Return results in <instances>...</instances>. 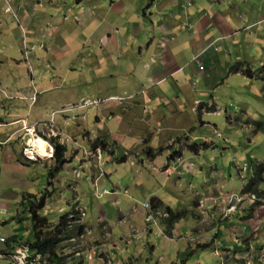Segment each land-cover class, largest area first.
Instances as JSON below:
<instances>
[{"label":"crops","instance_id":"obj_1","mask_svg":"<svg viewBox=\"0 0 264 264\" xmlns=\"http://www.w3.org/2000/svg\"><path fill=\"white\" fill-rule=\"evenodd\" d=\"M262 1L0 0V129L5 127V133L9 135L11 131L13 133L21 128V119L27 120L25 125L35 123L34 121L42 122V115L48 116L55 108L74 104L86 97L103 98L100 99L99 114H102L101 108H112L114 112L100 121L98 117L97 131L102 127L108 126L107 130L113 126L114 133L112 132L111 137L124 149L140 148L146 151L147 148H152L154 152L162 149L160 154L153 157L147 153L144 168L147 167L148 174L140 172L143 176H155L158 165L161 166L164 162L171 163L165 170L166 175L174 170L172 165L181 162L184 163L182 169L185 172L191 165L186 160L190 151L183 149L190 145L196 152L194 156H200V144L193 146L188 142L192 140L191 129L194 127H180L183 132L181 137L178 133H173L174 127L171 125L178 118H189L190 115L199 117L202 125H211L204 120L207 115L224 113L220 107L221 100L214 94L217 85L227 77L232 80L239 78V81L250 78L243 72L245 67L240 71L229 70L238 62H248L250 57L244 55L246 47L256 46L259 51L264 48ZM8 6L12 9L9 12L6 11ZM252 62L257 63L258 59L252 58ZM13 65L17 67H11ZM33 87L41 91L38 101L30 109V99L27 96L32 95ZM10 94L14 96L11 98ZM23 96L26 98H20ZM12 99L18 101H10ZM77 106L73 108L74 112L79 114L84 110L88 118V112L92 109ZM12 108H15V112ZM225 112L228 114L227 106ZM74 124L77 127L70 129L72 136L84 135L88 131L81 127L80 121ZM143 124L149 125L152 130L147 133V137L141 128ZM14 125L18 127L13 128ZM41 127L39 126V131H48ZM213 132L215 133L214 129ZM201 138L205 136H195L193 139ZM129 139L128 146L122 144L124 141L129 142ZM65 144L68 148V143ZM211 147L212 143L205 142L202 149L208 151ZM167 148L175 152L165 154L167 160L159 159ZM176 152L179 154L174 156ZM122 163L109 162L108 169H117L116 177L124 182L127 177L117 168ZM140 173H136L135 183L130 179L123 190L120 185L117 191L145 194L150 197V201L152 197H159L162 206L170 207L175 212L187 211L188 208L182 207L183 202L179 204V208L173 207L171 200L165 199V187L158 188V183L152 186V192L151 189H146L138 180ZM239 176L242 181L246 178L240 172ZM85 182L87 181H83L86 190ZM106 182L103 180L102 185L105 186ZM212 189L205 191L208 196L207 193L197 191L193 196L194 207H189L195 214L208 213L219 217L221 221L224 208L234 206L235 209L230 212L226 208V214H229L226 222L219 223L218 219H213L212 248L219 249L221 255L213 251L212 254L217 258L218 264H223L221 256L224 263L229 261L228 264H233L232 257L237 260L235 264H254V261L264 260L261 255L264 245H259L264 238L261 206L252 211L249 206L254 203L246 205L245 199L242 202L233 198L238 193L231 191L219 195L218 189H213L216 194L209 195V190ZM154 193L162 196H153ZM180 197L186 200L185 205L191 204L189 196L181 193ZM144 213L143 211L142 216ZM234 220L244 227L233 224ZM119 222L121 225L125 223L124 220ZM175 224V230H172L174 236L180 226L179 222ZM156 225L159 223L156 222ZM193 226L194 223L192 229ZM149 228L153 236H159L162 231L160 226L151 225ZM252 236L256 239L246 243ZM234 242L237 244L233 245ZM186 244L188 242L180 241L182 252L187 251ZM173 245L175 248L171 254L178 250L175 242L171 243V250ZM168 249L170 252V245ZM155 252L156 248L152 254H156ZM197 253L195 250L190 256L186 254L182 264H203L202 253L194 260L191 259ZM227 255L230 257L227 258ZM257 263L264 264V261Z\"/></svg>","mask_w":264,"mask_h":264},{"label":"rangeland","instance_id":"obj_2","mask_svg":"<svg viewBox=\"0 0 264 264\" xmlns=\"http://www.w3.org/2000/svg\"><path fill=\"white\" fill-rule=\"evenodd\" d=\"M262 2L264 6V0ZM6 11L9 12L10 10ZM263 49L260 48L259 51L256 46H253V48L246 47L244 55L250 57L247 61L251 63L248 65V62H241L244 64L242 67L251 66L258 69L264 66ZM252 58L258 59V62H252ZM77 64L80 65V62ZM11 67L17 66L13 65ZM254 78L257 79L245 78L241 81L238 80L239 78L234 80L228 79V77L222 79L225 81L217 85L214 94L221 100L220 107L223 108L224 113L210 114L204 118V120L210 122L212 127L211 125H202L199 117L195 115H190L189 118L182 116L173 121L175 124L171 125L174 127L172 131L178 133V136L181 137H183L181 135L183 132L180 127H194L191 129L193 130L192 140L188 142L193 146L199 143L198 147L201 149L198 150V154L202 152V155L194 156L195 151L190 145L183 149L190 151L186 160L189 163L188 165H191L185 169V172L182 169L184 163L181 162L172 165L174 170L166 175L165 170L171 163L164 162L161 166L158 165L155 176H150V178L143 176V173L148 174L147 167L144 168L147 158L145 149L132 150V148L124 149L119 146L118 142L111 137L113 136L112 132L114 133L113 126L107 130L108 126L99 127L100 130L97 131V122L110 117L109 115L114 112L112 108H101L102 114H99L100 99L103 98H82L80 101H75L74 104L70 103L65 107L51 110L48 116L42 115L44 118L42 122L34 121L35 123L27 124V126H31L38 123L36 125L37 132L39 126L47 129L48 131H44L47 132L45 134L42 130L38 133L49 141L54 137H58L60 143H68L65 160L62 164H58L53 158H45L35 162L25 159L22 150L26 131L23 127L26 124V119H21V128L14 125L13 128H17V130L13 133L11 131L9 135L5 133V127L1 128L0 206L8 211L4 217L5 226L2 227V232L7 236L9 235V238L16 235L17 232L21 233L19 234L20 238H18L21 239L20 242L22 243L34 238L30 206L34 205L32 203L34 200L38 203V200L44 197L45 205L39 209V213L46 215L53 224L58 223L62 216L76 208L81 209L83 212L80 219L73 223L85 225L84 234L78 236L75 230L72 233L74 237L65 239L59 244L60 262L56 264H166L167 261H169L167 264H182L183 259H186V254L190 256L195 250L198 253L191 257L192 260L202 253L203 264H218V260L213 256L212 251L219 256L221 252L217 248H212L214 238L211 229L214 225L213 219H218L219 223L228 220L229 214H226L225 210L229 207L224 208L220 217H223V219L219 221V217L208 215V213L199 212L195 214L189 206L194 207L193 196L197 191L206 194L205 191H208V188L218 189L219 195L231 191L239 194L243 182L248 183L255 174L252 166L256 167L259 163L264 162V131H256L258 123H264V72H258ZM40 91L39 88L33 87L32 95L27 96L30 99V109L38 101ZM10 96L12 98L14 95L10 94ZM96 100L99 103H95ZM10 101L16 102L18 100L12 99ZM85 101L88 103L86 109H92L88 112V118L84 110L78 115L69 110L77 105L84 104ZM226 106L228 114L225 112ZM12 110L15 112V108H12ZM34 113H36V107ZM80 118L81 120H79ZM78 121L82 123L81 127L87 128L88 131L84 135L72 136L70 129H75L77 124L74 123ZM133 126L136 127V125ZM141 128L145 131L146 137L147 133L152 131L147 124H143ZM213 129L215 133L217 132L221 136L215 134ZM200 135L205 136V138L193 139L195 136ZM98 138L101 141L103 140L104 145L99 143L100 146L94 148L92 142ZM90 140L92 141L90 142ZM130 140L129 142L124 141L122 144L128 146ZM145 141H148V139ZM51 142L53 143V141ZM205 142L213 144V147L208 151L202 149ZM176 148L178 147L176 146ZM173 152L175 151L167 148L164 150L163 155L159 156V159L164 160L165 158L167 160L165 154L171 155ZM179 152L173 155L177 156ZM109 162L112 164L124 162L117 168L120 169V173L127 177L126 181L122 182L119 177H116L115 170L117 169L112 168L109 171ZM171 162L175 164L173 159H171ZM138 171L139 173L142 172L138 175V180L143 183L146 189L149 188L152 192V186H156L158 183V188L165 187V199L171 200L173 207L179 208V204L183 202L182 207L188 208L185 211V217L178 221L180 226L177 228L178 231L175 236L172 230H175L176 224L172 229H169V233L167 231V224L169 226L167 218L170 214L165 213L167 206H162L159 197H152V201H150V197L145 194L134 195L131 191L130 193L117 191V187L120 188V185L123 190L130 179L135 183ZM239 172L243 177H246L244 181L240 178ZM85 178L90 180H85ZM81 180L87 181L85 182L86 190L85 184ZM103 180L107 181L105 186L102 185ZM216 180L218 181L216 182ZM152 181L154 182L152 183ZM116 182L118 184H115ZM213 189L209 190V195L216 194ZM261 189L264 190V182L261 184ZM179 191L191 198V204L185 205L186 200L180 197L181 193ZM28 193L34 194L35 197H30ZM154 195L159 194L154 193ZM159 196L161 197L162 194ZM256 199L251 201L247 196L245 198L246 205L254 203L249 206L252 211L261 206L260 216H264V199H259V202L255 205ZM153 201L158 205V208H154ZM146 202H151L153 206L154 220H148L146 217L149 210L147 208L145 210V207H143ZM197 203L201 204L199 200H197ZM211 208L209 207V209ZM143 211L145 213L142 216ZM210 213L214 214V212ZM120 220L125 221L124 225L120 224ZM156 222L159 225H156ZM193 223L194 228L192 229ZM233 224L239 225L240 228L244 227L235 220ZM151 225L160 226L162 231H160L159 236L154 234L156 236L154 237L150 233L149 227ZM196 225L197 227H195ZM255 239L252 236L246 243H250ZM180 241L188 242L185 245L188 248L186 252H182L183 248L179 247ZM172 242H175L178 249L173 254H171V251L174 252L175 245L171 250ZM260 242V246L264 245V238ZM13 243L8 244V248L14 247ZM235 244L237 243L234 242L233 245ZM168 245H170V252H168ZM155 248L156 254H152ZM233 255L231 254V256ZM261 255L264 258V247ZM175 257L178 259L176 260ZM229 257L230 255H227V258ZM44 260V262H47L46 258ZM222 260L223 256H221V263H229L228 260H226V263ZM232 260L233 264L237 261L235 257H232ZM257 261H254V264H258ZM0 264H9V261L7 258H0ZM31 264H41L39 257L37 262L31 261ZM47 264L51 263L48 261Z\"/></svg>","mask_w":264,"mask_h":264},{"label":"trees","instance_id":"obj_3","mask_svg":"<svg viewBox=\"0 0 264 264\" xmlns=\"http://www.w3.org/2000/svg\"><path fill=\"white\" fill-rule=\"evenodd\" d=\"M242 66H244V64L238 62L234 64L229 71H240L243 68ZM243 72L246 76L254 78L258 72H264V66L255 70H253L250 66H247L243 69ZM256 131H264V123L259 122ZM51 141H53V144L55 146V155L53 158L58 164H60L65 160L67 146L64 143H60L58 137H54ZM102 141L98 138L92 142V146L94 148H97L98 146H100L99 143H102L104 145ZM146 152L149 154V156L153 157L160 154L162 152V149L154 152V149L147 148ZM254 172V176L248 181V183H245L242 189V193L255 194L257 197L255 204H257L259 202V199H264V190L261 189V184L264 182V162L259 163L258 165H256V167L254 166ZM28 195L30 197H35V195L32 193H28ZM44 200V197L40 198L38 200V203H36V201L34 200L32 202L34 203V205L30 206L31 224L34 230V238L28 239L24 243H22L20 242L21 239H19V234H16L11 236L10 238L8 237V244L14 242V248L27 245L32 251H36L39 254H48L51 260V264H56L60 262V257L58 255L59 244L65 239L74 237L72 233H74L75 230L77 231L78 236L82 235L85 232V225H78L73 223L80 219L79 216H69V214L73 213L74 210L66 213L65 216H62L60 218V221L58 223L53 224L49 221L46 215H41L39 213V209L43 208L45 205ZM153 205L154 208H158V205H156L155 202L153 203ZM166 212L170 214V216L167 218V223H169V226L167 224V231L169 233V229H172L176 222L185 217V212H175L170 207L166 208Z\"/></svg>","mask_w":264,"mask_h":264},{"label":"built area","instance_id":"obj_4","mask_svg":"<svg viewBox=\"0 0 264 264\" xmlns=\"http://www.w3.org/2000/svg\"><path fill=\"white\" fill-rule=\"evenodd\" d=\"M6 10H12L11 7H7ZM201 67H203L201 65ZM95 103H99V101H95ZM88 103L85 101L84 104L79 105V108L86 107ZM75 108V107H73ZM69 109L70 111L74 109ZM68 110V111H69ZM36 125L27 126L24 125L23 129L26 130L24 133V141H23V156L27 161L35 162L40 161L45 158H52L55 154V146L51 143V141L47 140L43 135H40L36 130ZM43 143L46 144V151L43 149ZM45 151V154H44ZM248 196L249 200L254 201L256 199V195L253 193L250 194H238L233 196L237 201H243ZM145 207L148 210L146 217L148 220H154V215L152 213V206L150 203H146ZM232 209H235L234 206H230L228 208V212ZM7 210L0 206V258H7L10 264H31V261H39L41 264H47L48 261L51 263L49 255L39 254L36 251H32L29 246H20L17 248H8V236L2 232V227L4 226L5 216L7 214ZM83 215L81 209L76 208L73 213H70L69 216H79ZM10 249V250H9ZM47 259V262H44V259Z\"/></svg>","mask_w":264,"mask_h":264},{"label":"bare ground","instance_id":"obj_5","mask_svg":"<svg viewBox=\"0 0 264 264\" xmlns=\"http://www.w3.org/2000/svg\"><path fill=\"white\" fill-rule=\"evenodd\" d=\"M43 149L46 151V144L43 143ZM45 151H44V154H45Z\"/></svg>","mask_w":264,"mask_h":264},{"label":"flooded vegetation","instance_id":"obj_6","mask_svg":"<svg viewBox=\"0 0 264 264\" xmlns=\"http://www.w3.org/2000/svg\"><path fill=\"white\" fill-rule=\"evenodd\" d=\"M76 115H78V114H76Z\"/></svg>","mask_w":264,"mask_h":264}]
</instances>
